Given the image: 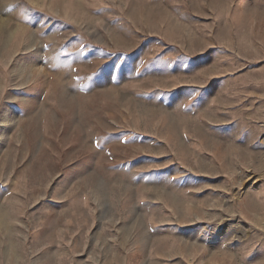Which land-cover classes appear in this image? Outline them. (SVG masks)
<instances>
[{
	"label": "rangeland",
	"instance_id": "374dc122",
	"mask_svg": "<svg viewBox=\"0 0 264 264\" xmlns=\"http://www.w3.org/2000/svg\"><path fill=\"white\" fill-rule=\"evenodd\" d=\"M0 264H264V0H0Z\"/></svg>",
	"mask_w": 264,
	"mask_h": 264
}]
</instances>
